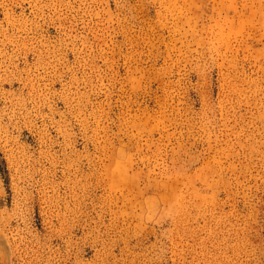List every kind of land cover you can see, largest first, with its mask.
<instances>
[{
  "label": "rangeland",
  "instance_id": "rangeland-1",
  "mask_svg": "<svg viewBox=\"0 0 264 264\" xmlns=\"http://www.w3.org/2000/svg\"><path fill=\"white\" fill-rule=\"evenodd\" d=\"M0 264H264V0H0Z\"/></svg>",
  "mask_w": 264,
  "mask_h": 264
}]
</instances>
